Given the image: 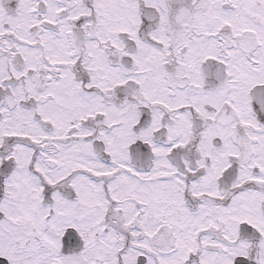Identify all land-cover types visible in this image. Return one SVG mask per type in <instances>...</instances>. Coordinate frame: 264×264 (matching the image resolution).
I'll return each mask as SVG.
<instances>
[{
    "label": "snow or ice",
    "instance_id": "1",
    "mask_svg": "<svg viewBox=\"0 0 264 264\" xmlns=\"http://www.w3.org/2000/svg\"><path fill=\"white\" fill-rule=\"evenodd\" d=\"M0 264H264V0H0Z\"/></svg>",
    "mask_w": 264,
    "mask_h": 264
}]
</instances>
